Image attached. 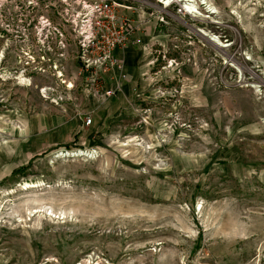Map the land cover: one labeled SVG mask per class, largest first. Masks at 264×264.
<instances>
[{"label":"rangeland","instance_id":"obj_1","mask_svg":"<svg viewBox=\"0 0 264 264\" xmlns=\"http://www.w3.org/2000/svg\"><path fill=\"white\" fill-rule=\"evenodd\" d=\"M117 1L106 96L78 0H0V264H264V0Z\"/></svg>","mask_w":264,"mask_h":264},{"label":"built area","instance_id":"obj_2","mask_svg":"<svg viewBox=\"0 0 264 264\" xmlns=\"http://www.w3.org/2000/svg\"><path fill=\"white\" fill-rule=\"evenodd\" d=\"M78 3L82 10L71 14L67 26L73 40L77 41L84 70L117 72L110 76L112 87L104 93L111 96L120 90L121 80L126 76L123 60L115 55V51L124 49L131 42L137 25L117 12L120 6L117 0H78ZM49 24L47 17L40 16L39 26ZM91 122L92 118L87 116L85 124Z\"/></svg>","mask_w":264,"mask_h":264},{"label":"bare ground","instance_id":"obj_3","mask_svg":"<svg viewBox=\"0 0 264 264\" xmlns=\"http://www.w3.org/2000/svg\"><path fill=\"white\" fill-rule=\"evenodd\" d=\"M184 1H186L187 2V6H185V7H188V8H195L196 6H195V4H194V1L193 0H184ZM169 2V1H168ZM1 56H2V54H1ZM19 78H20V80L21 81H25V78L24 77H22V75L21 76H19ZM62 152H64L63 150H61ZM67 151V150H66ZM65 151V152H66ZM90 152H91V150H90ZM73 153V152H72ZM92 153H94V152H91V153H88V152H86V151H84V150H76L75 151V155H85V156H89L90 154H92ZM65 155V154H64ZM66 155H69V154H67L66 153ZM71 155V154H70ZM91 156V155H90Z\"/></svg>","mask_w":264,"mask_h":264},{"label":"crops","instance_id":"obj_4","mask_svg":"<svg viewBox=\"0 0 264 264\" xmlns=\"http://www.w3.org/2000/svg\"><path fill=\"white\" fill-rule=\"evenodd\" d=\"M125 49V48H124ZM115 55L116 56H118L119 58H121L122 60H123V56H124V54H123V49L122 50H116L115 51ZM126 77V76H125ZM125 79V78H124ZM122 81V80H121ZM111 82V81H110ZM123 83H124V81H123ZM121 84H122V82H121Z\"/></svg>","mask_w":264,"mask_h":264},{"label":"trees","instance_id":"obj_5","mask_svg":"<svg viewBox=\"0 0 264 264\" xmlns=\"http://www.w3.org/2000/svg\"><path fill=\"white\" fill-rule=\"evenodd\" d=\"M76 138H77V136L75 137V139ZM24 168H25V165H22V166L18 167L17 169H15V170L12 171L11 175H14L16 173H19V171H23Z\"/></svg>","mask_w":264,"mask_h":264}]
</instances>
